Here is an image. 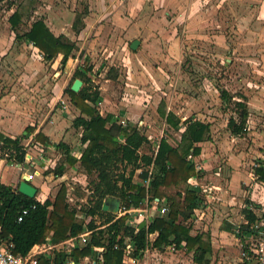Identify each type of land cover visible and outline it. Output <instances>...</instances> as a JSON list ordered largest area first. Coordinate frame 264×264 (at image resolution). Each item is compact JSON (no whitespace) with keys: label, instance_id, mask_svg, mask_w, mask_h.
Instances as JSON below:
<instances>
[{"label":"crops","instance_id":"crops-1","mask_svg":"<svg viewBox=\"0 0 264 264\" xmlns=\"http://www.w3.org/2000/svg\"><path fill=\"white\" fill-rule=\"evenodd\" d=\"M247 1L248 0H246L245 4H247ZM256 3L258 4L254 5L249 3L244 6V10L250 6L248 9V12L251 10L252 15L249 22L250 25L254 21V25H252L250 31L249 29H246V33L248 32L246 37L248 40H258L262 42L264 41V0H258ZM235 6L239 7L240 4H236ZM127 20L128 18H119L115 28L116 31L113 27L110 28L109 40H105L103 42L105 43L107 41L108 45L111 46L110 50L113 49V51L109 50L108 52L107 50L104 53L106 54L108 52L106 58L112 57L114 53H116V56L121 55L123 64L117 68L120 69L121 73L124 72V75H126V79L128 80L126 82L127 92H130L133 95H135L138 90L145 89L146 87H149L152 93H154V86L162 88L168 87L169 81L167 79V75L174 69L170 66V63H172L178 56L182 58L183 55L182 44L178 39V35L175 33L172 35L171 32L162 34L158 42L150 44L144 41L143 35L137 36V33L139 34L141 32L140 29L142 25L143 32L149 35V33L151 34L152 30H154L151 26L156 24H153V22L141 23V21L135 19L132 21ZM35 21L36 20L33 22ZM101 22L102 21H100V23ZM74 24L75 23H73L70 27L72 32H74ZM189 25L191 24L189 23ZM256 26H259L258 30H256ZM84 28H88L89 32H93L92 26L89 27V24L85 23ZM103 30L104 27L100 25L96 30V34H100ZM112 30H114L113 33ZM82 32L83 31L79 34L74 33V39L66 34L52 33L56 37L61 35L65 36L71 42L76 43L77 47L82 45L84 48H94L93 46H89L87 42L83 43L81 41L82 38L80 35ZM5 40V36L0 33V133L11 138L23 136L24 139L21 145L25 148L28 154L27 156H29V154L32 155V160L30 162L26 157V163L23 165H9L7 161L2 159L0 156V183L16 189L19 187L20 182L25 176L29 177L30 174L26 173V171L32 169L34 172V179L32 181L29 179V181L30 184L38 189L36 200L42 203L47 200L53 201L61 187L65 185L68 190L67 198L69 204L72 209H76V217L78 219H83L85 225L91 224L95 228L99 229L101 221L98 218L88 216L82 212L83 203H86L87 205L91 194L87 187V185L90 184V177L83 173L80 162L82 152L88 146V143L83 144L81 141L82 130L75 129L73 127L74 119L81 116V112L72 104L69 95L66 94L62 101L65 102L67 106L66 109L69 110L68 114L62 117L57 115L51 123H48L49 125H45L41 120H33L34 115L32 111H35V104L31 105V100L29 99L30 97L27 93L24 92V95L16 93L18 100L15 96L13 97V100H10L9 90L17 80L18 76L21 74L24 75L25 81L23 84L27 86L26 83H30L31 78L25 74V70H33L35 69L34 67L37 66L32 63L30 67L27 64L26 56L16 50L13 44L6 45L5 42L7 40ZM135 40H139L140 45L137 50L133 51L131 49V45ZM12 41H14V39H12ZM19 41L21 40H17L15 34V42ZM22 42L30 46L35 53L37 52L40 59L41 51L39 49L35 48L31 44H28L24 40H22ZM115 46L119 47L117 52H115ZM74 53L69 59L67 63L68 66L66 67V71H68L67 73L70 74H75L77 69L80 67L76 66L73 70H68L71 63L74 65L75 62H79V57L75 58ZM91 55L94 57L95 53H92ZM260 56L264 58V49L261 50ZM62 58V55H59L55 60H62ZM89 58V56H86V60H89ZM31 60L36 62V64L40 61L34 60L33 58ZM263 64L264 61L262 60L261 66L256 67V71L260 73L258 76L260 80H264ZM37 68L39 69V67ZM55 69L57 73L56 78L59 79L61 77V72L57 71V68ZM109 70L110 68L108 71ZM108 71L106 72L108 77L105 79V84L101 88L102 102L99 104L98 109L102 116L106 117L111 115L115 119L119 120L116 123L117 125L120 126L121 121H126L128 125L137 127L139 123L143 122L145 124V128H143L144 132L155 138L160 137L163 131L165 136V129L167 128L166 131L170 129L169 131L175 134V140L170 142V140L166 139L167 136L164 137V139H166L173 148H177L182 141V133L185 127L181 126L179 130H176L169 125L166 122V118L170 112L174 113L177 118L182 121L192 118L193 120L207 123L200 118H195L191 115L189 116V113L194 112H188L183 103L175 105L173 104V101H170L166 103L167 106L165 105L166 107L163 108L164 102L161 101V98L158 100L156 99L160 93L155 95L154 100L153 95H151V100H144L147 102L142 101L144 98H140V101L120 100L117 92L113 89L114 85L118 83L117 81H120L119 74L116 72V75H114L116 78L113 79L108 75ZM89 76L91 77L90 73ZM20 79L23 78L20 77ZM143 85L145 88H143ZM257 86L262 87L258 84ZM108 89L112 90L108 91ZM253 100L254 99L252 97L250 106L255 105L258 106L257 109L264 110V102L261 100V97H258L257 101ZM248 105L249 104H247V106ZM70 110H72V112H70ZM162 112H164V115ZM258 114L260 116L263 115L259 112ZM158 121H161V123ZM258 121L260 120L258 119ZM253 122L254 119L252 118V115L249 114L247 120V133L251 132L252 127H249L248 125ZM156 124H159L160 126V134L155 133L156 127L154 125ZM260 127L261 129H264V126ZM253 129L256 130L255 128ZM261 129L259 132L264 135V130ZM38 134L43 135L45 139L44 143L37 139ZM76 134L79 136V139L76 141L72 140ZM210 139L206 142L194 145V147L200 149L199 154L195 155L193 151L190 153L193 154L195 158L194 161H192L193 164L196 162L199 168L195 164L197 175L189 181V184L192 188L198 190L201 203L195 210L193 217L186 224L192 227V235H202L204 237L203 240L210 249L206 256V259L209 260V264H243L240 260V240L237 236V228L241 224L242 226L245 225L246 219L242 214V209L244 208L247 200H249L250 203L259 206L258 210H260L261 213L259 212V214H256L258 217H262L264 215V183L258 180L254 170L253 174H251V179L256 181V183L254 187H251L253 193L252 196L249 197L247 194L248 190L244 186L248 183L246 168L240 166L239 164L240 160L244 156H242V154L236 155L235 152L230 153V159L228 162L229 166L224 167L223 169L222 165L215 164L218 157L212 159L210 156V148L207 145ZM59 143H64L69 146L71 148V155L78 160L75 167L69 168L62 177H56L54 174V170L64 160L63 151L56 147ZM258 158H264V153L259 152ZM77 174L81 176L82 179L87 181L85 184L86 187L82 186L79 188L71 185V181H74V177ZM208 175L211 177L213 182H204V179H206ZM140 176V169H138L135 171L134 175L135 183H141ZM49 182L54 184L49 186ZM74 184L76 185V183ZM259 188L263 191L259 192ZM79 192L85 193V196H81ZM51 194L53 198H49V195ZM70 200L73 201V203L75 201V204L73 205ZM162 203L165 205V202ZM143 207L144 205L140 208ZM135 217H137V214H134L132 218L134 219ZM151 222L152 220L149 223ZM145 223L146 221H139L138 225L132 226L138 230L139 227ZM239 223L241 224L239 225ZM146 225L148 226V223H146ZM82 235H87L89 242L91 232H86L80 236L70 238L69 240L60 243H54L51 238H49L46 244L36 245L34 248L41 247L43 251L40 256H45L51 260L55 257V254L63 253L71 255L74 250L82 249L88 243H82ZM157 236L158 233L149 236L150 245L145 250L142 258L135 259L128 256L124 259V264H197L194 261V251H187L185 244H183L180 248H175L174 246H163L160 248L154 247L153 243ZM94 250L96 252H102L104 249L95 248ZM40 256L38 257V261ZM66 264H102V262L98 263L94 256L88 255L77 260L70 257Z\"/></svg>","mask_w":264,"mask_h":264},{"label":"trees","instance_id":"trees-1","mask_svg":"<svg viewBox=\"0 0 264 264\" xmlns=\"http://www.w3.org/2000/svg\"><path fill=\"white\" fill-rule=\"evenodd\" d=\"M22 14L16 10L9 21L17 40H24L44 54V60L53 62L62 55L61 65L65 66L74 51H78L76 43L65 36L56 37L42 19L36 20L22 34H17L22 23ZM74 31L79 34L81 29L77 25L82 23L77 18ZM85 61L74 74L73 82L67 89L71 102L81 112V116L73 121L75 129L82 130V143H88L81 157V169L85 175L94 180L90 181V198L82 208L84 214L98 218L100 228L85 225L83 219L76 217V209H72L67 198V187L63 185L53 201L44 203L36 198L31 199L19 192V187L6 186L0 183V239L15 245L16 255L26 256L36 245H44L48 239L60 243L70 238L91 232L90 240L82 249H76L71 255L55 254L51 260L40 256L38 264H66L70 257L74 259L91 255L102 264H124V259L131 256L135 259L143 257L149 247V236L158 233L153 246H174L180 248L185 244L187 251H194V261L197 264H209L206 259L210 249L204 242L202 235H192V227L186 223L193 217L195 210L201 203L197 189L190 186L189 181L197 175L195 164L188 160V155L199 154L200 149L194 147L197 143L210 139L211 126L192 118L180 120L174 113H169L166 122L176 130L185 127L182 141L177 148H173L166 139H162L157 155L142 152L149 146V140L137 127L128 125L123 128L117 125V119L108 115L102 116L98 107L102 102L99 89L89 76L93 67ZM114 69L110 68L111 76ZM81 80L83 87L75 93L71 87L75 80ZM220 98L226 105L233 104L238 117H231L228 129L235 137H243L247 133L248 106L245 98L235 101V96L226 90L221 91ZM164 115V112H162ZM111 124V126H110ZM24 137L11 138L0 133V153L6 154L9 165L26 163L27 152L21 145ZM37 139L45 142L43 135ZM56 147L63 151L64 160L54 170L56 177H62L69 168L75 167L78 160L71 155V148L64 143ZM153 166L150 187L146 189L142 181L147 180L148 168ZM142 169L141 183L134 182L135 171ZM259 181L264 183V164L259 163L255 169ZM81 196L85 193L79 192ZM117 197L126 209H138L145 203L146 198H159L169 211L164 217L155 218L148 226L141 225L137 230L130 224L131 216H115L103 212V203L107 197ZM249 200L245 204H249ZM30 209L29 214L18 222L20 212ZM258 209L259 206L256 205ZM242 214L248 225L242 226V234L249 232L250 226L262 217H258L249 208H243ZM240 236V237H241ZM133 246V251H127V245ZM95 248L104 249L96 252Z\"/></svg>","mask_w":264,"mask_h":264},{"label":"rangeland","instance_id":"rangeland-1","mask_svg":"<svg viewBox=\"0 0 264 264\" xmlns=\"http://www.w3.org/2000/svg\"><path fill=\"white\" fill-rule=\"evenodd\" d=\"M256 1L258 2V0H248L247 4L256 5L258 4ZM245 3L246 0H0V33L7 40L5 44H13L16 50L25 55L30 67L32 63L39 67V69L34 67L33 70H25V74L31 78L30 83H26L27 86L23 84L24 75L18 76L10 87L9 98L13 100L15 96L17 99L16 93L22 95L24 92L27 93L31 105L35 104V111H32L33 120H41L45 125H49L48 123H51L57 115L62 117L68 114L69 110H65L62 103L74 76L73 73H67L68 64L62 66L60 59L53 62L39 59L38 53H35L30 46L22 41L15 42V34L9 19L16 10L21 12L22 23L16 31L19 35H22L34 20L42 18L54 34H66L74 39L76 32L74 29L72 32L70 27L78 22L77 18H80L84 25L89 24L93 30L89 32V29H85V26L83 27L79 22L77 25L83 31L80 35L81 41L87 42L94 48L78 46L74 57H79V62H75L74 65L71 63L68 70H73L76 66L82 67L86 56H89L88 66L93 67V72L90 73L91 79L100 93L108 77L106 72L112 67L114 71L111 75H116V72L119 74L120 81H117L113 89L120 100L140 101V98H144L142 101L147 102L144 100H151V95L154 100L155 95L160 93L156 99L161 98L164 102L163 108L170 101H173L175 105L183 103L188 112H194L189 113V116L210 123L211 139L207 145L210 148L211 158L218 157L215 164L222 165L224 169L229 166L230 153L235 152L236 155L244 156L239 164L246 168L248 183L244 186L250 197L253 193L251 187H254L256 183L251 179V174L256 165L264 164V158H258L259 152L264 153V135L259 132L260 126H264V110L257 109L258 106L255 105L250 106L252 97L255 101L261 97L264 102V80L259 79L260 73L256 71V67L261 66L262 60L264 61V58L260 56L261 50L264 49V41L247 39L246 29L250 31L254 21L250 25L251 10L248 12L250 6L244 10V6L247 5ZM236 4L240 6L236 7ZM119 18L156 24L151 26L154 30L149 35L143 32L142 25L141 32L139 34L136 32L137 36L143 35L144 41L150 44L158 42L162 34L171 32L172 35L173 33L178 35L183 55L182 58L178 56L170 63L174 69L167 75L168 87L154 86V93H152L149 87L145 88L143 85L145 89L138 90L135 95L127 92L126 75L117 68L123 64L122 57L114 53L112 57L106 58L111 46L107 41L103 42L109 40L110 28L113 27L115 30ZM100 25L104 27V30L96 34ZM255 28L258 30L259 26ZM114 49L117 52L119 47L115 46ZM107 50L108 52L104 54ZM92 53H95L94 57ZM30 58L41 62L36 64ZM55 68L61 72L59 79L56 78ZM256 83L262 87H258ZM111 90L108 89V91ZM222 90L235 96V101H242L241 98L244 97L245 103L249 104L248 112L252 115L254 122L248 125L252 127L251 132L243 137L233 136L228 129L229 119L237 118L238 113L233 104L226 105L222 101L220 98ZM258 112L263 115L260 116ZM158 122L161 123V121ZM154 126L156 127L155 133L160 134L159 124ZM166 130L167 128L164 137L167 136L166 139L170 142L175 140V134L170 132V129ZM77 139L79 136L76 134L72 140ZM143 152L152 153L151 147L145 148ZM26 173L33 174L34 172L31 169ZM74 178V181H71L73 187H86L85 179L78 174ZM91 180L94 178H89V181ZM208 181L213 182L209 175L204 179V182ZM51 184L54 183L49 182L48 185ZM87 187L89 190L92 189L90 184ZM258 190L263 191L261 188ZM49 198H53L52 194ZM70 202L75 204V201L73 203L70 200ZM85 205L86 203H83L82 207Z\"/></svg>","mask_w":264,"mask_h":264},{"label":"built area","instance_id":"built-area-1","mask_svg":"<svg viewBox=\"0 0 264 264\" xmlns=\"http://www.w3.org/2000/svg\"><path fill=\"white\" fill-rule=\"evenodd\" d=\"M40 58L44 60V54L40 52ZM63 106L66 109V104L63 102ZM67 110V109H66ZM120 126L123 128L127 127L128 124L126 121H121ZM143 128H145V124L143 122L139 123L137 129L145 134L149 140V146L152 150V155L155 157L158 153L160 142L164 138V131L161 136L158 138L153 137L152 135L144 132ZM28 155V154H27ZM2 159L7 158V155L0 153ZM29 157V158H28ZM194 155L190 154L188 156L189 161H194ZM27 160L31 162L32 155L29 154L27 156ZM196 166L199 168L198 164L195 162ZM259 165H256L258 168ZM255 168V169H256ZM153 171V166L148 168L149 176L147 180L142 181V185L148 189L151 183V175ZM143 170L140 169V174H142ZM30 181L34 179V174L29 175ZM249 208L253 213L259 214L260 210L256 208V205L253 203L245 204L244 208ZM169 211L167 205H163L161 200L155 198L153 200H149L147 197L144 203V207L140 209H126L121 206V210L119 212V217L130 215L131 216V225H138L139 221H146L148 225L149 222L157 218V216L164 217ZM30 209H24L20 212L18 217V222H22L23 219L29 214ZM134 214H137V217L132 218ZM248 221L245 220V225H248ZM242 226L237 228V236L240 240V260L243 264H264V219H260L256 223L250 226L249 232H245L243 236L242 234ZM1 232V230H0ZM241 236V237H240ZM82 243H87V235H82ZM15 245L12 242H6L0 239V264H38V257L42 255L43 249L41 247L33 248L26 256L16 255L14 253ZM127 251L132 252L133 246L131 244L127 245Z\"/></svg>","mask_w":264,"mask_h":264},{"label":"water","instance_id":"water-1","mask_svg":"<svg viewBox=\"0 0 264 264\" xmlns=\"http://www.w3.org/2000/svg\"><path fill=\"white\" fill-rule=\"evenodd\" d=\"M139 45H140V41L135 40L131 45V49L135 51L138 49ZM82 87H83V82L77 79L73 83L71 89L73 92L78 93L80 92ZM18 189L21 194L31 199L36 198L38 194V189L32 184H30L29 177L27 176H25L23 180L20 182ZM121 206H122V201L120 198L110 196L105 199L102 210L105 213H109L116 216L119 214L121 210Z\"/></svg>","mask_w":264,"mask_h":264}]
</instances>
